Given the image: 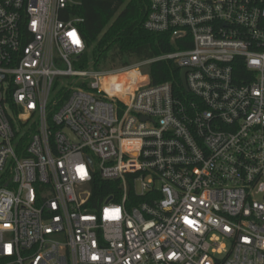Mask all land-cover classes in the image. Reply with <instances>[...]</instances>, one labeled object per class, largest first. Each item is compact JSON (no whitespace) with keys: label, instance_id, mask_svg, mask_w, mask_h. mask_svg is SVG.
<instances>
[{"label":"built area","instance_id":"obj_1","mask_svg":"<svg viewBox=\"0 0 264 264\" xmlns=\"http://www.w3.org/2000/svg\"><path fill=\"white\" fill-rule=\"evenodd\" d=\"M145 1L190 48L76 69L79 1L0 0V264H264V0Z\"/></svg>","mask_w":264,"mask_h":264},{"label":"trees","instance_id":"obj_2","mask_svg":"<svg viewBox=\"0 0 264 264\" xmlns=\"http://www.w3.org/2000/svg\"><path fill=\"white\" fill-rule=\"evenodd\" d=\"M78 1L77 5L69 7L63 14V17L79 15L83 19L79 29L85 51L73 62L76 69L117 68L191 47L188 37L172 41L168 33L151 32L144 28L148 10L145 0ZM145 70L149 74L151 85L168 81L176 96L185 95L179 78L180 68L173 60H154ZM235 71L239 78L245 77L244 65H236ZM128 75L118 74L117 80L131 84L139 81L137 76L129 79ZM28 133L26 131L23 138L26 139ZM4 178L5 175L0 176V180ZM95 182L99 185L95 186ZM95 182L92 185L93 194L95 195V187L104 192L106 185L98 180Z\"/></svg>","mask_w":264,"mask_h":264},{"label":"water","instance_id":"obj_3","mask_svg":"<svg viewBox=\"0 0 264 264\" xmlns=\"http://www.w3.org/2000/svg\"><path fill=\"white\" fill-rule=\"evenodd\" d=\"M187 72V69L186 68H182L180 70V73H179V78H180V81H181V85L183 87L184 90H187V86H186V80H185V74ZM71 137L72 136V133L68 130H65Z\"/></svg>","mask_w":264,"mask_h":264},{"label":"rangeland","instance_id":"obj_4","mask_svg":"<svg viewBox=\"0 0 264 264\" xmlns=\"http://www.w3.org/2000/svg\"><path fill=\"white\" fill-rule=\"evenodd\" d=\"M74 1H78V0H74ZM136 76H137L139 81H142L143 76H140L139 74H136ZM61 79L64 80V78H61ZM111 79L117 80V75L112 76ZM20 136H21V131L17 134V138H19Z\"/></svg>","mask_w":264,"mask_h":264}]
</instances>
